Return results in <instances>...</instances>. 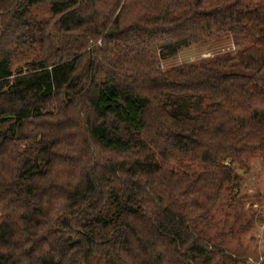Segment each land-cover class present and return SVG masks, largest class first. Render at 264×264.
<instances>
[{"label": "trees", "instance_id": "obj_1", "mask_svg": "<svg viewBox=\"0 0 264 264\" xmlns=\"http://www.w3.org/2000/svg\"><path fill=\"white\" fill-rule=\"evenodd\" d=\"M256 156L264 0H0V264H234L203 231Z\"/></svg>", "mask_w": 264, "mask_h": 264}, {"label": "rangeland", "instance_id": "obj_2", "mask_svg": "<svg viewBox=\"0 0 264 264\" xmlns=\"http://www.w3.org/2000/svg\"><path fill=\"white\" fill-rule=\"evenodd\" d=\"M41 18H48V8L35 10ZM236 47L232 51H237ZM204 47L193 46L182 50L176 57L160 63L161 70H168L184 62L199 63L202 59H211L217 51L205 50ZM37 52L24 50L18 52L12 60V71L25 70L26 63L37 59ZM207 54V57H202ZM239 176L238 185L225 193L212 212L208 226L204 229L207 242L221 247L234 264H264V162L256 156L248 167H240L227 160ZM196 165L191 170H199ZM223 260L215 258L212 264H222ZM226 264H233L226 259ZM238 261V262H237Z\"/></svg>", "mask_w": 264, "mask_h": 264}, {"label": "built area", "instance_id": "obj_3", "mask_svg": "<svg viewBox=\"0 0 264 264\" xmlns=\"http://www.w3.org/2000/svg\"><path fill=\"white\" fill-rule=\"evenodd\" d=\"M202 57H207V54H205V55H204V56H202ZM190 62H193V59H191V60H190Z\"/></svg>", "mask_w": 264, "mask_h": 264}]
</instances>
